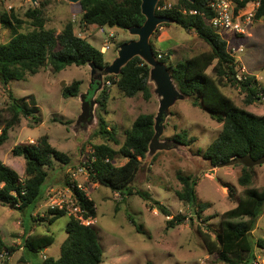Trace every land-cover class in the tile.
<instances>
[{"label": "rangeland", "instance_id": "374dc122", "mask_svg": "<svg viewBox=\"0 0 264 264\" xmlns=\"http://www.w3.org/2000/svg\"><path fill=\"white\" fill-rule=\"evenodd\" d=\"M164 1L168 4L177 2ZM8 6H12L21 19L27 20V25L31 21L26 16L27 11L30 8L42 7L47 26L55 28L57 32H60L68 21H72L75 33H81L83 38L98 49H101L106 41L107 37L99 29L94 27L99 35L91 39L89 26H80L82 9L79 3L68 0H37L35 4L31 0H0V13L10 10ZM27 25L26 27H29ZM160 25L150 40L153 51L156 49L162 53L171 50L173 63L210 49L194 31H186L174 23L163 27ZM108 29L107 33L112 32L114 37L110 40L111 48L105 54L109 64H112L123 44L119 43L130 42L138 36L129 30L116 27ZM248 32L250 35L237 38L226 34L223 38L229 39L237 48L242 46L237 54L240 61L239 75H256L264 86V19L254 22ZM10 37V30L0 25V43L7 42ZM241 66L247 73L242 71ZM92 70H95L93 74ZM102 74L103 79L100 77ZM118 74L97 70L92 64L71 65L60 72L46 66L27 80H12L9 83L8 88L18 98L35 95L40 107L38 115L41 122L35 123L30 117H21L20 123L10 130L9 139L0 146V160L13 167L24 178L26 161L24 157L15 156L12 150L18 144L34 143L43 135H47L54 147L71 155L74 160L68 167L56 163V169L50 171L46 192L33 211L36 218L31 223L33 232L47 229V221L44 218L50 208L48 191L52 188L65 190L69 186L68 182L73 183L70 169L81 166L92 153L94 145L105 141L98 133L100 117L108 122L109 130L114 129L117 139L122 143L125 130L131 127L139 115L154 114L155 117L161 116L157 121V130H162L155 143L156 152L143 159L142 170L132 184L136 189L148 190L173 216L182 215L184 221L182 224L168 227L167 221L172 217L164 215L152 202L146 201L140 195L134 194L123 199L120 193L99 182L91 181L87 174L77 176L74 182L84 187V192L94 201L97 209V216L91 219L89 224L97 229L103 246L101 264H227L219 260L218 254L208 252L199 232V228H202L216 237L222 230L223 214L235 208L240 197L244 195L245 187L239 183L241 165L211 167L210 162L204 159L208 146L220 134L222 124L213 120L207 110L194 106L190 97L176 100L169 109L160 114L162 97L157 91L156 82L149 84L152 92L150 99H146L142 93L129 97L116 85L107 82L108 75ZM75 80L82 81L79 95L64 97L63 88ZM106 87L109 88L110 97L106 108L102 109L99 96ZM222 91L240 107L264 115V99L247 104L246 93L231 84L223 86ZM9 102L8 93L0 82V106L5 107ZM84 103L86 108L83 112ZM82 113L89 114V117L86 122L77 124ZM184 130L188 132L189 138H196L190 145L174 142L175 135ZM109 143L116 149L121 146L114 141ZM126 161L119 157L115 163L122 165ZM252 168L255 176L251 187H264V164ZM179 173L198 177V203L195 207H190L189 203L180 200L175 193V190L182 189ZM231 191L233 195L230 194ZM199 205L205 208L201 209ZM29 213L28 209L19 211L0 204V231L3 239L9 247L18 248L8 264H40L44 255H60L61 245L68 235V215L59 217L49 225L50 232L56 238L50 248L39 254L29 253L26 260L21 261L23 250L19 247L25 234L24 223L30 221ZM131 217L142 231L137 230ZM252 236L255 241L254 251H258L262 248L259 240H264V213L258 219Z\"/></svg>", "mask_w": 264, "mask_h": 264}, {"label": "trees", "instance_id": "16d2710c", "mask_svg": "<svg viewBox=\"0 0 264 264\" xmlns=\"http://www.w3.org/2000/svg\"><path fill=\"white\" fill-rule=\"evenodd\" d=\"M248 1L237 0L241 6ZM166 4L168 3L160 0L156 13L170 22L160 26L174 23L186 31H194L210 49L177 63L172 62L171 50L160 53L154 49V52L160 61L168 65L180 91L190 97L192 104L207 110L213 120L222 124L220 134L204 153L211 167L225 163L242 166L239 183L245 187L244 195L240 197L235 208L223 214L222 230L216 237L202 228H199V232L208 252L218 254L220 261L227 264H249L255 245L252 231L264 213V187H251L255 171L243 165L239 159L246 155L256 159L264 156V115L240 107L222 91V87L226 84L240 87L246 93V103L252 104L264 98V86L255 75L246 74L239 78L240 62L232 54L228 42L212 26L210 20L214 12L209 7L208 0H177L173 4L169 3L171 5L165 6ZM79 5L82 9V23L86 25L96 24L128 30L141 26L146 21L142 12V0H81ZM26 16L31 20L28 25L27 20L21 19L13 7L0 13V25L11 33L7 42L0 43V82L10 98L7 106H0V146L9 139L10 130L20 123L21 117H30L35 123L41 122L38 115L40 107L35 95L16 97L8 88L12 80H27L46 66H51L55 72L71 65L90 64L97 70H104L110 63L105 53L75 33L72 21H68L63 29L57 32L55 28L47 26L42 7L30 8ZM255 19H264V0H261ZM150 69L140 56H135L122 68L120 74L108 75L107 82L116 85L126 96L134 97L142 93L146 99H150ZM81 84L82 81L75 80L65 86L63 96H78ZM107 87L99 96L102 109L106 108L110 97ZM100 121L98 133L105 141L94 145L87 161L81 164L86 168L89 179L120 193L123 199L137 194L152 202L164 215L172 217L167 221L168 227L182 224V215L173 216L148 190L136 189L132 184L142 170L143 159L147 156L155 134L154 114L139 115L131 127L125 130L122 143L117 139L114 129L109 130V124L103 117H100ZM187 134L184 130L174 138L190 145L196 138H189ZM111 141L121 144L120 148L113 147L109 143ZM12 152L15 156L24 157L25 177L22 178L17 170L0 160V204L9 207L14 204V209L19 211L30 210L29 215L27 214L30 221L24 223L25 234L19 247L23 250L21 261H25L29 253L39 254L50 248L56 238L50 232L49 225L59 217L68 215V235L61 245L60 255H44L46 258L40 264H101L103 246L97 229L69 215L67 209L62 206L49 209L47 217L44 218L47 221L45 231L32 230L31 223L36 220L33 211L46 192L50 171L56 169V163L64 167L70 166L74 161L73 157L54 147L47 135L39 137L34 143L15 145ZM119 157L127 161L117 165L115 161ZM178 178L182 189L175 190L176 195L180 200L189 203L190 207H195L198 203V177L179 173ZM75 193L84 209V217L95 218L97 209L94 201L78 188ZM199 206L201 209L205 208ZM131 220L137 230L142 231L133 217ZM259 242L264 248V240ZM3 249L8 250L10 256L18 250L5 243L0 231V251Z\"/></svg>", "mask_w": 264, "mask_h": 264}, {"label": "water", "instance_id": "95a60500", "mask_svg": "<svg viewBox=\"0 0 264 264\" xmlns=\"http://www.w3.org/2000/svg\"><path fill=\"white\" fill-rule=\"evenodd\" d=\"M33 3H37V0H31ZM72 3H79L81 0H68ZM160 0H142V12L146 17V21L141 26H135L128 29L132 34L137 35V39L130 42H125L121 45L118 56L115 58L112 64H109L104 70H108L110 73L118 74L122 71V68L135 56H140L150 67V76L149 84L156 82L157 91L161 95V104H160V114L169 109L176 100L185 99L188 97L182 93L172 77L171 71L168 68L167 64L158 60L154 54L151 37L154 32L157 30L158 26L164 22H170L169 19L159 16L156 13V9ZM95 70H92V74ZM101 79H103L104 74H102ZM103 83V82H102ZM83 94L81 98L83 99ZM83 112L85 111V103L83 104ZM89 117V114L82 113L77 120V124L86 122ZM159 117H155V134L150 142L148 155H151L156 152L155 143L157 142V137L161 135V129L157 130V121ZM176 143H181L175 139ZM204 159L209 161L205 156ZM240 162L247 167H254L257 165L264 164V156L260 158H253L250 155L241 157ZM228 165V163L220 164L218 167H223ZM214 171V169L212 170ZM14 207V204L11 205V208Z\"/></svg>", "mask_w": 264, "mask_h": 264}, {"label": "built area", "instance_id": "2783aa9c", "mask_svg": "<svg viewBox=\"0 0 264 264\" xmlns=\"http://www.w3.org/2000/svg\"><path fill=\"white\" fill-rule=\"evenodd\" d=\"M168 5L171 4H166L165 6ZM208 5L214 12V16L210 20L214 29L222 37L226 34H232L234 37L236 36L238 38L240 36L250 35L248 29L256 21V13L261 5V0H249L243 6H241L237 0H208ZM8 7L9 9L12 8V6ZM80 26L83 28H86L87 26H89V28L95 27L107 37L105 43L100 49L103 53H106L111 48L110 40L114 37V34L112 32L107 33L108 27L93 24L86 25L82 22H80ZM77 35L83 38L81 33H78ZM226 41L231 48L232 54L237 57V54L241 51L242 46L237 48L229 41V39ZM239 78H242V76L239 75ZM108 83L110 84V81H108ZM70 174L73 183H70L65 190L52 188L48 191L49 206L51 209L62 206L67 209L69 215H73L82 220L83 223L89 224L91 219L84 217V209L79 203L75 193L77 188L84 191V187L81 184L74 182V179L77 176L87 174V170L84 166H78L74 169H70ZM252 255L253 256L251 257L249 264H264V248H261L258 251H253ZM11 257L12 256H10L8 250H1L0 264H8ZM44 258H46V256H44Z\"/></svg>", "mask_w": 264, "mask_h": 264}, {"label": "crops", "instance_id": "0c3cea01", "mask_svg": "<svg viewBox=\"0 0 264 264\" xmlns=\"http://www.w3.org/2000/svg\"><path fill=\"white\" fill-rule=\"evenodd\" d=\"M260 21V20H259ZM256 22V21H255ZM93 25H96V24H93ZM90 29H91V33H90V38L91 39H93V38H95L97 35H99L98 34V32H95V29L93 28V27H90ZM97 38V37H96ZM173 58V55L171 56V59ZM240 62V61H239ZM242 67V66H241ZM242 71L243 72H245L244 71V67H242ZM245 73H247V72H245ZM247 74H249V73H247ZM249 75H252V74H249ZM256 76V75H255ZM257 77V76H256ZM257 79L259 80V81H261V79H260V77H257ZM14 256V255H13ZM47 256V255H46ZM50 256V255H49ZM58 257V256H57Z\"/></svg>", "mask_w": 264, "mask_h": 264}]
</instances>
